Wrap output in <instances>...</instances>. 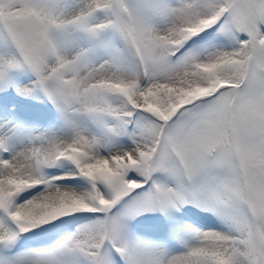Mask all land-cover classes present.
I'll return each mask as SVG.
<instances>
[{
	"label": "snow or ice",
	"instance_id": "snow-or-ice-1",
	"mask_svg": "<svg viewBox=\"0 0 264 264\" xmlns=\"http://www.w3.org/2000/svg\"><path fill=\"white\" fill-rule=\"evenodd\" d=\"M0 264H264V0H0Z\"/></svg>",
	"mask_w": 264,
	"mask_h": 264
}]
</instances>
